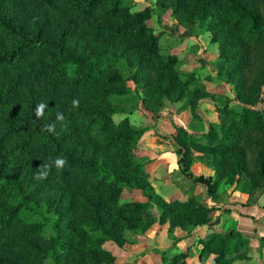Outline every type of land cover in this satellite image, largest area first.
<instances>
[{
  "label": "trees",
  "instance_id": "1",
  "mask_svg": "<svg viewBox=\"0 0 264 264\" xmlns=\"http://www.w3.org/2000/svg\"><path fill=\"white\" fill-rule=\"evenodd\" d=\"M134 3L0 0V264H112L105 244L122 246L128 232L149 227L150 185L133 151L150 128L132 125L116 105L132 94L156 116L166 102L185 101L207 123L206 131L189 132L172 121L176 133L163 135L181 174L203 192L156 201L160 224L193 232L216 222L234 211L209 202L225 185L240 189L244 205L264 195V0H155L136 10ZM157 8L210 34L217 58L227 62L220 74L232 96L225 102L190 89L197 73H178V55L161 51ZM202 101H212L219 122L200 115ZM41 102L48 106L37 119ZM57 112L66 127L57 122L50 134L44 128ZM192 150L212 158L214 174L193 171ZM57 156L69 166L34 180L39 165ZM125 189L148 199L120 201ZM229 218L225 234L196 240L203 260L216 252L210 264H232L251 240ZM166 253L161 264L186 255Z\"/></svg>",
  "mask_w": 264,
  "mask_h": 264
},
{
  "label": "rangeland",
  "instance_id": "2",
  "mask_svg": "<svg viewBox=\"0 0 264 264\" xmlns=\"http://www.w3.org/2000/svg\"><path fill=\"white\" fill-rule=\"evenodd\" d=\"M154 1L133 0L134 10L146 6L152 7ZM155 11H158V14L152 18V23L156 29L163 31L160 37L161 51L178 55V62L175 66L178 73L196 72L198 75L190 89L201 90L220 102H225L232 96L231 88L220 74L225 70L227 62L217 58L218 51L215 44L209 41L210 34H197L196 25L191 28L181 25L171 16L168 9L159 10L157 8ZM116 105L122 114L130 117L132 125L150 128L134 149L133 158L144 165L145 176L150 185L151 199L143 214L145 220L150 221L149 227L137 228L133 232H128L127 240L122 246L113 243L105 244L114 256L112 264H161L162 252H167L166 254L170 256L180 251L186 252V255L179 256L176 264H210V258L215 256L216 252L210 251L209 258L203 260L198 255L201 245L196 240L198 237L212 233L225 234L228 230V223H230L227 217L231 213H223L224 215H221L222 217L216 222L188 232L178 227L169 229L167 223L160 224L158 222L160 205L156 202L159 200L169 202L172 199L183 200L190 195L202 196L203 188L192 185V182L181 174L174 146L163 135L171 137L176 133L172 121L189 132L197 129L206 131L207 123L201 124L194 119L189 104L185 101L172 104L166 102L161 109L160 116H156L152 109L144 107L136 94L116 102ZM198 108L200 115L208 122H219L223 117L212 101H202ZM167 114L170 118H167ZM190 158L195 173L214 174L213 161L210 156L192 150ZM242 194L239 188L232 190V185H225L221 187L216 197L209 199V202L223 206L240 204L239 202L246 200L242 198ZM230 195L234 197L231 198ZM147 199V196L140 191L128 189H125L120 197V201L144 202ZM261 201L264 203L262 199ZM260 244L264 246V240L251 237L250 242L238 251L242 257H233L232 264H264V255L258 254ZM50 263L49 259L45 262V264Z\"/></svg>",
  "mask_w": 264,
  "mask_h": 264
},
{
  "label": "crops",
  "instance_id": "3",
  "mask_svg": "<svg viewBox=\"0 0 264 264\" xmlns=\"http://www.w3.org/2000/svg\"><path fill=\"white\" fill-rule=\"evenodd\" d=\"M263 198L264 195L255 204L244 205V201H242L239 202L241 204L230 205L234 209V211L230 212V216L236 223L237 228L242 234L250 236V238L255 236L264 238V203L261 201V199L264 201ZM258 254L260 256L264 255V246L261 244L258 246Z\"/></svg>",
  "mask_w": 264,
  "mask_h": 264
},
{
  "label": "clouds",
  "instance_id": "4",
  "mask_svg": "<svg viewBox=\"0 0 264 264\" xmlns=\"http://www.w3.org/2000/svg\"><path fill=\"white\" fill-rule=\"evenodd\" d=\"M47 106L48 105L45 104L44 102H41L36 106L35 117L37 119H41L44 117L45 109L47 108ZM78 107H79V100L74 98L72 100V108L75 109ZM64 120H65L64 114L57 112L55 121L47 124L44 130L50 134H55L57 122L60 123L61 127H66V124H64ZM68 166H69V162L65 157L57 156L51 163H44L42 165H39L36 173L33 176V179L37 181L45 180L51 174L53 168H55L57 171H61L67 168Z\"/></svg>",
  "mask_w": 264,
  "mask_h": 264
}]
</instances>
